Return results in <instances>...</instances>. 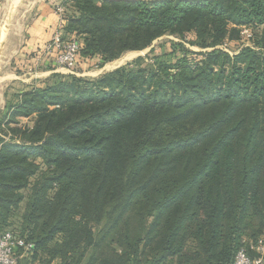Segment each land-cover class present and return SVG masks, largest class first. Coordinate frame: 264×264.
Listing matches in <instances>:
<instances>
[{
    "label": "trees",
    "instance_id": "trees-1",
    "mask_svg": "<svg viewBox=\"0 0 264 264\" xmlns=\"http://www.w3.org/2000/svg\"><path fill=\"white\" fill-rule=\"evenodd\" d=\"M62 6L77 65L165 33L206 48L262 31L235 54L171 41L149 61L19 94L0 120V229L32 244L18 264H231L264 238V0Z\"/></svg>",
    "mask_w": 264,
    "mask_h": 264
},
{
    "label": "rangeland",
    "instance_id": "rangeland-1",
    "mask_svg": "<svg viewBox=\"0 0 264 264\" xmlns=\"http://www.w3.org/2000/svg\"><path fill=\"white\" fill-rule=\"evenodd\" d=\"M58 6L62 5H55V10ZM26 8H28V5L22 0L19 3L16 0H0V30H2V27L5 30L2 37L0 34V120L10 110L11 106L17 103L19 94L33 87L52 84L60 78H67L71 74L53 64L46 57L42 51L45 41L35 43L31 47L27 46L26 42L30 39V34H32L29 27L32 15L27 12L24 16H20L25 12ZM59 23L56 25V29H58ZM241 30L243 31L244 29ZM261 31V27L251 29L252 35L249 37L243 33L234 35L232 38L227 36L215 47L206 48H201L195 43L190 44L188 41L193 38L192 35L182 39L176 34L165 33L155 39L146 49L124 51L118 57L107 62H102L100 56L83 60L77 65L76 69L78 71L74 75L93 80L100 75L132 62L138 56H142L146 58V61H149L147 56L152 57L153 55H162L164 52H169L171 41L182 42L186 48L193 52L204 53L214 48H219L230 54H235L242 46L257 48L255 42L260 40ZM189 56L195 57L191 53ZM199 58H201L200 55ZM166 59L168 58L166 57ZM33 119L34 117H20L19 121L21 125H32ZM23 192L27 193L26 190ZM14 219L18 220V218L12 219V223L15 224L14 228H16L18 222ZM247 240L249 238L245 237L244 241Z\"/></svg>",
    "mask_w": 264,
    "mask_h": 264
},
{
    "label": "built area",
    "instance_id": "built-area-1",
    "mask_svg": "<svg viewBox=\"0 0 264 264\" xmlns=\"http://www.w3.org/2000/svg\"><path fill=\"white\" fill-rule=\"evenodd\" d=\"M56 11L63 15V7L58 6ZM63 20L60 19L58 29L43 45L42 51L48 59L56 66L71 74L78 71L76 60L79 50V40L76 37H68L62 31ZM250 36L248 29L242 31ZM31 243L26 242L22 237L10 229H0V264H18V252L29 253ZM231 264H264V238L256 241H249L247 247L241 246L235 253Z\"/></svg>",
    "mask_w": 264,
    "mask_h": 264
},
{
    "label": "crops",
    "instance_id": "crops-1",
    "mask_svg": "<svg viewBox=\"0 0 264 264\" xmlns=\"http://www.w3.org/2000/svg\"><path fill=\"white\" fill-rule=\"evenodd\" d=\"M15 1V0H13ZM21 0H16L20 2ZM25 1L28 5L25 12L20 15L24 16L27 12H30L32 16L30 17L31 25L29 26L32 34H30V39L26 42L27 46H33L35 43L46 42L56 29V25L60 22V19L63 18L55 10V5H62L63 0H22ZM63 7V6H62ZM32 11H30V10ZM28 27V28H29ZM18 260L23 259L24 257L28 258L29 253H25L22 250L18 252ZM58 259L55 258L51 261V264H58ZM32 264H40L38 260H35Z\"/></svg>",
    "mask_w": 264,
    "mask_h": 264
},
{
    "label": "bare ground",
    "instance_id": "bare-ground-1",
    "mask_svg": "<svg viewBox=\"0 0 264 264\" xmlns=\"http://www.w3.org/2000/svg\"><path fill=\"white\" fill-rule=\"evenodd\" d=\"M2 30H0L1 32H0V34H1V37L3 36V33L5 32V30H4V28L2 27L1 28ZM130 55V54H129Z\"/></svg>",
    "mask_w": 264,
    "mask_h": 264
},
{
    "label": "water",
    "instance_id": "water-1",
    "mask_svg": "<svg viewBox=\"0 0 264 264\" xmlns=\"http://www.w3.org/2000/svg\"><path fill=\"white\" fill-rule=\"evenodd\" d=\"M146 49V48H145Z\"/></svg>",
    "mask_w": 264,
    "mask_h": 264
}]
</instances>
